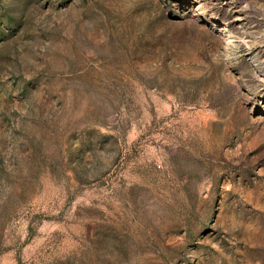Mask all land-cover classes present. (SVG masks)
Masks as SVG:
<instances>
[{"label": "rangeland", "instance_id": "rangeland-1", "mask_svg": "<svg viewBox=\"0 0 264 264\" xmlns=\"http://www.w3.org/2000/svg\"><path fill=\"white\" fill-rule=\"evenodd\" d=\"M0 264H264V0H0Z\"/></svg>", "mask_w": 264, "mask_h": 264}]
</instances>
